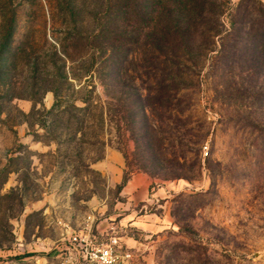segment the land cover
Segmentation results:
<instances>
[{"label":"rangeland","instance_id":"374dc122","mask_svg":"<svg viewBox=\"0 0 264 264\" xmlns=\"http://www.w3.org/2000/svg\"><path fill=\"white\" fill-rule=\"evenodd\" d=\"M0 44V264L88 217L130 264H264V0H0Z\"/></svg>","mask_w":264,"mask_h":264},{"label":"built area","instance_id":"2783aa9c","mask_svg":"<svg viewBox=\"0 0 264 264\" xmlns=\"http://www.w3.org/2000/svg\"><path fill=\"white\" fill-rule=\"evenodd\" d=\"M63 230L55 264H130L132 248L113 228L98 231L88 217L80 228L59 222Z\"/></svg>","mask_w":264,"mask_h":264},{"label":"crops","instance_id":"0c3cea01","mask_svg":"<svg viewBox=\"0 0 264 264\" xmlns=\"http://www.w3.org/2000/svg\"><path fill=\"white\" fill-rule=\"evenodd\" d=\"M146 188H147V180L143 177H137V180L136 178H133L127 181V183L123 186V193L127 194V201L130 202L136 196L134 194V191H136L137 189H146ZM141 201H146L147 203V201L150 200H141Z\"/></svg>","mask_w":264,"mask_h":264},{"label":"trees","instance_id":"16d2710c","mask_svg":"<svg viewBox=\"0 0 264 264\" xmlns=\"http://www.w3.org/2000/svg\"><path fill=\"white\" fill-rule=\"evenodd\" d=\"M2 42H5V41H2ZM4 49H5V45L4 44H0V73H1V68L3 67V58H2V56H3V53H4ZM125 182H126V179L124 178L123 180H122V184H121V187L125 184Z\"/></svg>","mask_w":264,"mask_h":264}]
</instances>
